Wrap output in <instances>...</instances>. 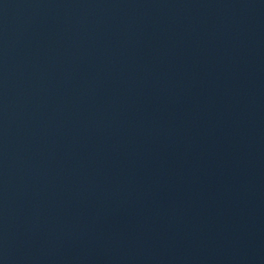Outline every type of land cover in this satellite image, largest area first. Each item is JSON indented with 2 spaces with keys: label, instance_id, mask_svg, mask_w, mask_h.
<instances>
[{
  "label": "water",
  "instance_id": "obj_1",
  "mask_svg": "<svg viewBox=\"0 0 264 264\" xmlns=\"http://www.w3.org/2000/svg\"><path fill=\"white\" fill-rule=\"evenodd\" d=\"M0 264H264V0H0Z\"/></svg>",
  "mask_w": 264,
  "mask_h": 264
}]
</instances>
